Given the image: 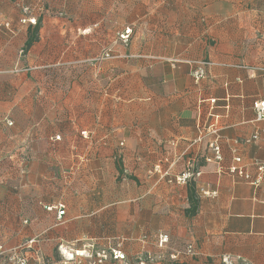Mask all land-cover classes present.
Wrapping results in <instances>:
<instances>
[{
    "label": "crops",
    "instance_id": "crops-1",
    "mask_svg": "<svg viewBox=\"0 0 264 264\" xmlns=\"http://www.w3.org/2000/svg\"><path fill=\"white\" fill-rule=\"evenodd\" d=\"M23 7L39 28L22 55ZM106 46L118 56L88 62ZM259 99L264 0H0V244L36 238L52 263L58 244L120 240L132 259L164 233L162 264H264ZM234 157L248 178L228 172Z\"/></svg>",
    "mask_w": 264,
    "mask_h": 264
},
{
    "label": "built area",
    "instance_id": "built-area-1",
    "mask_svg": "<svg viewBox=\"0 0 264 264\" xmlns=\"http://www.w3.org/2000/svg\"><path fill=\"white\" fill-rule=\"evenodd\" d=\"M22 10L26 12V7H23ZM20 23L30 22L35 23L34 18H29L23 16L20 20ZM131 30L126 28L124 32L119 33V39L122 43L128 41L129 34ZM117 54H114L112 50L106 48L102 50V53L96 56L95 61L100 60H109L111 58L117 57ZM203 74V69L199 68L193 72V76L196 79H199V76ZM252 106L255 111V120L259 121L264 119V100H256L252 102ZM8 125H11V121L7 122ZM264 134V129H263ZM257 135L253 134L251 139H256ZM54 139H59L58 135H55ZM123 142H120L122 145ZM211 149L214 152L213 160L218 161L221 159L220 150L217 143L211 144ZM208 161L212 158H206ZM240 162L239 157H234V163L231 164V167L228 169V172L235 173L243 178H248V174L245 173V169L242 166L237 164ZM156 169V168H154ZM191 176V172L187 171L182 173L177 180L184 182ZM264 176V164L260 163L257 165V176L255 183L259 182ZM56 209V218L61 219L65 214V205L60 203L57 206H48L46 209ZM156 246L159 249V253H137L132 259H129L125 251L122 248V242L118 240L114 245H108L107 247H102L98 249L92 243L82 244L80 246L67 247L66 245L58 244V260L50 264H162L163 254L161 250L167 248L168 237L164 233H160L156 238ZM36 241V238H30L25 243L23 247H14L6 248L0 244V264H46L45 261L40 257L37 248H33V243ZM25 249V251H23ZM184 254L190 255L193 254V247L191 244L187 245L184 250ZM176 254H169L168 259L175 261ZM223 264H235L229 257L221 258ZM238 264H251L249 261L240 260Z\"/></svg>",
    "mask_w": 264,
    "mask_h": 264
},
{
    "label": "trees",
    "instance_id": "trees-1",
    "mask_svg": "<svg viewBox=\"0 0 264 264\" xmlns=\"http://www.w3.org/2000/svg\"><path fill=\"white\" fill-rule=\"evenodd\" d=\"M28 8L26 7V10H27ZM22 10V9H21ZM27 12H28V10L26 11V12H24L23 11V14H22V16H21V18L23 17V16H27ZM58 14H62V12H58ZM28 17V16H27ZM20 18V19H21ZM35 22H36V20H35ZM30 23V22H29ZM35 24V26H34V28H33V30L31 31L32 33L31 34H29L28 36H27V40H26V42H25V44H24V46H23V48L22 49H20V54H22L23 55V53H25V50L26 49H28L29 47H30V45L34 42V41H36V34H37V31H38V28H39V24H37V23H34ZM49 69H48V71H44L45 73H44V75H45V78L46 79H48V80H52V81H54L55 80V82L57 83L56 85L54 84V82L52 83V85H54V86H62L63 85V80L65 79V77L66 76H64L62 73H61V71L60 70H58V68L57 67H48ZM54 68V69H53ZM53 69V71L51 72V70ZM47 88H53V87H50V86H48ZM3 120H4V118H3ZM8 121H11V125H8L7 124V122ZM4 123H5V125L7 126V127H11V128H13V126L15 125L14 124V119L12 118V117H10V119H5L4 120ZM18 129H19V131H21L22 130V127H18ZM8 133V132H7ZM55 137V136H54ZM20 157H22L21 159L22 160H24V156H22V155H20ZM124 173H126V171H124ZM161 253L163 254V257H162V260H164V258H165V256H166V254L164 253V250H162L161 251ZM165 264H187V263H185V262H179V261H173V260H166V262H165ZM191 264V263H190ZM223 264V263H222Z\"/></svg>",
    "mask_w": 264,
    "mask_h": 264
},
{
    "label": "rangeland",
    "instance_id": "rangeland-1",
    "mask_svg": "<svg viewBox=\"0 0 264 264\" xmlns=\"http://www.w3.org/2000/svg\"><path fill=\"white\" fill-rule=\"evenodd\" d=\"M106 48H109V49L111 50V48H110V47H107V46H106V47H105V49H106ZM113 53H114V52H113ZM114 54H115V53H114ZM94 58H96V57H94ZM94 58H91L90 60H88V62H92V61H93V62H97L98 60H97V61H95V59H94ZM4 247H5V246H4ZM23 251H25V249H24ZM57 256H58V252H57ZM43 261H45V263H46V264H50V262H49L48 260H46L45 258H44V260H43Z\"/></svg>",
    "mask_w": 264,
    "mask_h": 264
}]
</instances>
